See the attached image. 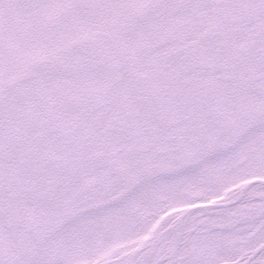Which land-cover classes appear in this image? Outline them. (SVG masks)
Returning <instances> with one entry per match:
<instances>
[{"label":"snow or ice","instance_id":"obj_1","mask_svg":"<svg viewBox=\"0 0 264 264\" xmlns=\"http://www.w3.org/2000/svg\"><path fill=\"white\" fill-rule=\"evenodd\" d=\"M0 264H264V0H0Z\"/></svg>","mask_w":264,"mask_h":264}]
</instances>
